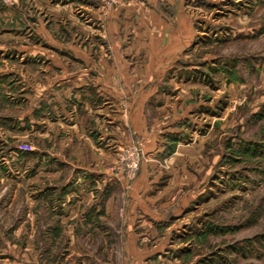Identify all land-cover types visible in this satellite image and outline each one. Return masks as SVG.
<instances>
[{"label":"rangeland","instance_id":"374dc122","mask_svg":"<svg viewBox=\"0 0 264 264\" xmlns=\"http://www.w3.org/2000/svg\"><path fill=\"white\" fill-rule=\"evenodd\" d=\"M185 1L194 36L173 73L190 80L191 97L161 135L160 152L149 156L139 146L129 178L120 159L130 144L91 150L54 117L51 88L36 87L44 68L34 71L19 49L44 42L27 35L40 6L0 0V264H104L109 248L99 244L110 232L75 230L90 256L70 253L74 219L63 215L92 189L100 200L110 191L118 210L140 172L147 191H161L174 212L155 264H264V0ZM93 178L106 184L95 189Z\"/></svg>","mask_w":264,"mask_h":264},{"label":"crops","instance_id":"0c3cea01","mask_svg":"<svg viewBox=\"0 0 264 264\" xmlns=\"http://www.w3.org/2000/svg\"><path fill=\"white\" fill-rule=\"evenodd\" d=\"M32 1L44 14L32 15L34 27L27 35L44 42L24 46L19 54L31 65L35 62L34 71L44 68L35 85L51 88L48 103L54 117L59 113L65 126L84 137L93 151L109 142L116 149L138 143L149 156L160 152L161 135L174 129L172 124L180 118L177 110L191 97L190 80L173 73L194 36L186 1L122 0L108 6L100 0ZM96 167L107 171L103 164ZM144 173L123 190L118 210L111 208L110 191L102 193L103 200L96 199L93 189L82 192V206L63 215L66 222L74 219L68 225L70 253L90 256L75 230L92 227L110 232L99 244L109 248L99 259L104 264L159 261L174 212L171 202L160 198L161 191H147ZM93 182L95 189L106 184L101 179ZM117 246L120 257L114 254Z\"/></svg>","mask_w":264,"mask_h":264},{"label":"built area","instance_id":"2783aa9c","mask_svg":"<svg viewBox=\"0 0 264 264\" xmlns=\"http://www.w3.org/2000/svg\"><path fill=\"white\" fill-rule=\"evenodd\" d=\"M105 6L111 5V4H115L118 3L122 0H100ZM140 147L138 143H133L130 144V146H128L125 150V152H127L125 160L124 159H120V163L122 165V162L124 164V166L126 167V173L125 176L126 177H133V174L136 172L137 167H138V163L140 161ZM130 157V158H129Z\"/></svg>","mask_w":264,"mask_h":264}]
</instances>
